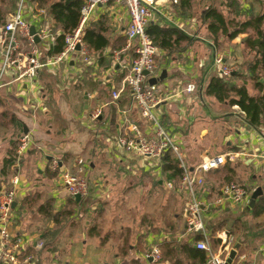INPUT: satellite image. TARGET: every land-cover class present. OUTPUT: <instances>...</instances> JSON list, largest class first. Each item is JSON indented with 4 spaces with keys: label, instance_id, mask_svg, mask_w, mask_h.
I'll return each instance as SVG.
<instances>
[{
    "label": "crops",
    "instance_id": "obj_1",
    "mask_svg": "<svg viewBox=\"0 0 264 264\" xmlns=\"http://www.w3.org/2000/svg\"><path fill=\"white\" fill-rule=\"evenodd\" d=\"M151 3L147 26L169 24L190 38V44L180 43V49L174 52L157 49L158 77L166 71L165 79L157 83L160 103L156 114L162 126L178 143L190 168L209 156L236 157L234 162L228 161L218 171L204 175V185L198 189V198L206 206L202 217L209 242L218 254L224 241L230 242L228 253L238 245L232 264H264V142L260 137L264 121L260 129L250 127L236 106L221 104L205 92L212 78L220 77V67L214 62L212 39L201 15L209 6L219 8L222 0ZM17 4L15 0L14 8L6 10L8 0L0 2L1 28ZM27 4L34 13L43 11L42 23L52 28L45 10L36 8L30 0ZM240 4L241 13L247 15L250 9L261 11L264 0H241ZM24 18L38 30V22L30 14ZM128 21L123 5L99 6L83 32L104 22L108 46L100 53L89 49L90 63L73 55L62 65L39 69L32 83L15 80L14 69L2 78L0 188H13L12 181L17 177L8 230L21 239L24 253L34 257L32 264H69L76 257L74 244L79 240L80 264H151L146 255L159 250L164 242L183 243L198 250L195 243L199 234L187 233V196L180 191L178 180L170 182L160 159L141 157L117 144L122 134H128L125 118L146 136L152 135L126 90L117 101H111V93L121 88L132 59L129 51L117 59L114 55L124 47ZM238 37H242L240 42L236 41ZM238 37L218 40L225 57L220 55L228 66L238 45L242 62L252 60L243 44L247 34ZM37 44L41 46V58H49L45 56L47 50ZM237 75V83H244L250 96L264 95V79L263 91H259L247 68ZM59 84L66 87L59 89L60 95ZM188 86L194 91L188 93ZM96 110L101 115L93 120L91 115ZM24 131L31 139L30 147L23 157L9 164ZM73 171L85 176L90 186L86 198L78 203L67 194L62 182V175ZM230 181L246 188L248 205L215 203L221 188ZM257 188L262 194L250 208L251 195ZM77 225L83 232L74 234ZM38 243L42 244L40 249ZM222 255H226L223 250ZM180 259L182 264L194 263L182 255ZM160 264L170 262L161 260Z\"/></svg>",
    "mask_w": 264,
    "mask_h": 264
},
{
    "label": "built area",
    "instance_id": "obj_2",
    "mask_svg": "<svg viewBox=\"0 0 264 264\" xmlns=\"http://www.w3.org/2000/svg\"><path fill=\"white\" fill-rule=\"evenodd\" d=\"M27 1L18 0L17 9L0 30V53L2 54L0 87L4 74L11 69H14L15 80L25 79L32 83L39 69L62 65L69 61L73 55H80L85 64L90 63L91 52L82 40L83 30L88 20L99 6L120 4L125 7L129 20L124 33L125 43L124 47L114 55L117 59L125 51H129L132 54V59L127 68V74L122 80L121 88L111 93V101H117L121 92L126 90L141 118L150 127L152 135L146 136L137 124L131 123L125 118L124 128L128 134H122L117 140V144L127 152H133L141 157L161 159L166 152L174 156L177 168L181 170L179 189L187 196L184 210L187 233L199 234L200 239L195 243V246L198 250L206 253L207 260L204 264H225L230 242L224 241V247L221 246L219 254L214 253L202 217L206 206L198 198V189L204 185V175L218 171L228 161L234 162L236 157L232 154L209 156L195 167L190 168L185 162L180 146L162 126L156 114V108L160 103L157 85L149 84L150 79L158 78L156 62L158 50L145 32L152 16V0H81L83 6L80 10L78 27L71 34L64 35L63 51L59 55L47 59L41 58L38 44L30 36L31 23L24 18V15L30 14L31 18L38 22V30H35L36 36L45 50L49 51V47L57 35L52 33L50 27L42 23L41 18L44 17V12L34 13L33 9L27 7ZM171 1L173 4H177L179 0ZM77 48L79 49L77 50ZM214 62L220 67V77H228L233 72V69L224 63L221 55H216ZM186 90L188 93L193 92L194 87L188 86ZM100 115L101 111L96 110L91 117L93 120H97ZM260 137L264 142V131L260 133ZM30 144L31 139L27 134L19 135L14 153L16 160L23 157ZM53 167H57L56 162H53ZM62 182L67 194L72 199L77 195L80 196V199L86 198L88 183L84 176L66 172L62 175ZM17 184L18 179L14 177L13 188L0 192V264H32L34 260L32 255L24 253L21 239L12 236L8 230ZM225 201L246 206L249 203V194L246 188L240 184H226L221 188L219 198L215 203L219 206ZM41 247L42 244L38 243L37 249ZM222 250L226 253L225 256L222 255ZM146 259L150 260L151 264H160L159 250L153 249L146 255Z\"/></svg>",
    "mask_w": 264,
    "mask_h": 264
},
{
    "label": "trees",
    "instance_id": "obj_3",
    "mask_svg": "<svg viewBox=\"0 0 264 264\" xmlns=\"http://www.w3.org/2000/svg\"><path fill=\"white\" fill-rule=\"evenodd\" d=\"M36 8L45 10L53 25L51 31L56 34L55 41L45 53L47 57L59 55L64 48V35L71 34L79 25L80 10L83 6L81 0H30ZM241 0H222L218 7L209 6L201 15L202 23L206 24L207 30L211 36V45L214 51L220 47L219 38L231 41L241 34H247L243 44L252 60L246 63V68L252 74L255 88L263 91L262 79H264V7L261 11L254 13L252 9L248 14L241 12ZM5 2V0H0ZM15 0H8L6 10L14 8ZM5 4V3H4ZM185 3L183 6L185 7ZM251 8V7H250ZM37 9V10H38ZM40 11V10H39ZM241 13V14H240ZM254 13V14H253ZM3 18V17H1ZM4 19H1L3 21ZM4 24V23H2ZM5 25V24H4ZM106 29L104 22L99 26L88 27L83 33V42L88 49L94 53L102 52L108 46V39L105 35ZM146 35L152 44L161 51L174 52L180 49V43L190 44V38L179 29L166 24L163 27L146 26ZM236 71L228 77H214L206 87V95L213 97L221 104L236 106L244 113L246 123L253 128L260 129L264 121V95L250 96L245 84H238ZM244 82V81H243ZM15 155L9 160V164L15 161ZM165 172H168V179L179 182L181 170L177 168V162L174 156L166 152L160 159ZM232 173L233 171L230 170ZM234 183L233 181L228 184ZM243 186V185H242ZM2 188H0V192ZM198 240V237H196ZM161 260L170 262V264H182L181 255L184 259L194 261L193 264H204L207 255L203 251H198L192 246L167 242L159 247Z\"/></svg>",
    "mask_w": 264,
    "mask_h": 264
},
{
    "label": "rangeland",
    "instance_id": "obj_4",
    "mask_svg": "<svg viewBox=\"0 0 264 264\" xmlns=\"http://www.w3.org/2000/svg\"><path fill=\"white\" fill-rule=\"evenodd\" d=\"M27 3H29V0L27 1ZM214 4H216V3H214ZM28 5L29 4H27V7H28ZM191 5V4H190ZM215 7V6H214ZM29 9H32V8H29ZM206 11V10H205ZM204 11V12H205ZM9 19H10V17L7 19H5L4 20V24L5 23H7L8 21H9ZM47 21H48V23H50V18H48L47 19ZM50 24H52V23H50ZM49 24V25H50ZM53 25V24H52ZM4 26V25H3ZM51 26V25H50ZM1 28V27H0ZM50 29H51V27H50ZM242 39V37H238V39L236 40L237 42H240V40ZM221 40H222V38H221ZM220 44V43H219ZM223 45L222 44H220V47L217 49V52L215 51V54L216 55H220L221 53H222V49H223ZM38 48H41V46L40 45H38ZM233 51L234 52H232L233 53V58H232V60H230V65H229V67H231L234 71H236V73H240L241 72V70H242V68H246V64L244 63V62H242L243 61V55H242V53L240 52V47H239V45L235 48V49H233ZM223 57H225L224 56V54H221ZM65 80V76L63 77V79H62V81H64ZM58 86V90H57V92L59 93V95L60 94H62L60 91H59V89L60 90H63L64 88H66V87H64L63 85H57ZM63 87V88H62ZM24 156V155H23ZM88 161H89V158L86 156L85 157ZM87 162V161H86ZM73 173H77L76 171H73ZM83 173H84V171H83ZM78 174H80V175H82L81 173H79L78 172ZM83 176V175H82ZM85 177V176H84ZM87 179V178H86ZM87 183H88V180H87ZM235 184H238V183H235ZM89 184H88V190H89ZM186 203H187V198H185V200H184V207H186ZM73 231H74V234H79V233H81V232H83L82 231V229H81V227L79 226V225H77V226H74L73 227ZM235 240V239H234ZM80 242H81V240H79V241H75V250H74V254H76V257L74 258V259H71V261L69 262V264H80V263H82V261H81V255H80V253H81V245H80ZM235 243V242H234Z\"/></svg>",
    "mask_w": 264,
    "mask_h": 264
},
{
    "label": "water",
    "instance_id": "obj_5",
    "mask_svg": "<svg viewBox=\"0 0 264 264\" xmlns=\"http://www.w3.org/2000/svg\"><path fill=\"white\" fill-rule=\"evenodd\" d=\"M30 36L33 37L34 42L37 44L39 43V39L36 36V31L34 27H30ZM79 48H77L78 50ZM166 76V71H163L161 73V75L158 78H153L149 80V84L150 85H157V83L163 81L165 79ZM24 135H26V131H24L23 133ZM262 194V191L260 188H257L251 195V199H250V208H253L255 205V202L257 200V198ZM74 200L78 203L80 201V196H75ZM14 207V203L12 204V208ZM237 249H238V245H236L229 253H228V257L226 258L225 264H232L236 258V253H237Z\"/></svg>",
    "mask_w": 264,
    "mask_h": 264
}]
</instances>
